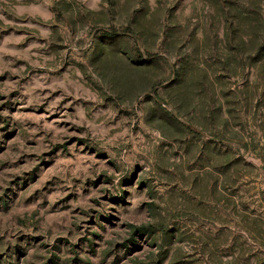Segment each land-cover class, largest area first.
I'll list each match as a JSON object with an SVG mask.
<instances>
[{"label": "rangeland", "instance_id": "1", "mask_svg": "<svg viewBox=\"0 0 264 264\" xmlns=\"http://www.w3.org/2000/svg\"><path fill=\"white\" fill-rule=\"evenodd\" d=\"M0 264H264V0H0Z\"/></svg>", "mask_w": 264, "mask_h": 264}]
</instances>
